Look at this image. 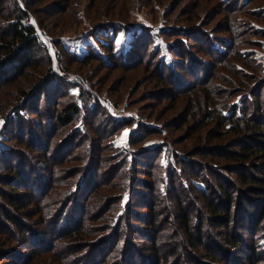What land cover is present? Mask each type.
<instances>
[{
    "label": "trees",
    "instance_id": "trees-1",
    "mask_svg": "<svg viewBox=\"0 0 264 264\" xmlns=\"http://www.w3.org/2000/svg\"><path fill=\"white\" fill-rule=\"evenodd\" d=\"M8 1L13 6L5 13L2 8ZM33 2L36 0H0V17L8 21L0 30V83L39 68L37 52L41 49L49 56L51 68L49 76H39L31 92H23V101L33 95L34 105L20 102L4 132L0 148V262L33 264L39 256L36 248L45 247L47 254L58 257L54 243L26 247L46 235L41 229L45 225L53 242L77 241V249L65 245L61 252L68 264H75L74 250H85L88 246L84 242L95 236L89 224L97 214V220L105 222L102 225L105 236L93 241V246L100 245L85 255L84 264L97 263L94 254L100 264L113 257L124 262L130 255L135 257L138 249L132 239L149 244L145 250L154 253L145 264L178 260L173 249L177 244L165 249L157 243L160 234H178V229L185 240L190 264H236L232 256L237 252L244 255L243 264H264V66L241 54L235 43L224 47L208 34L203 35L209 43L201 55L198 52L196 56L189 55L192 46L179 39L186 31L175 28L165 33L170 37L172 32H180L176 35L177 44L168 47L170 64L160 58L157 47L150 51L152 37L148 28L136 32L127 52L117 55L114 37L118 29L111 20L103 25L106 28L102 33H94L106 50L105 58L93 49L78 58L53 41L56 56L60 58L62 53L57 52L64 51L72 63H96L103 68L125 70H133L138 64L145 66L144 70L153 68L158 86H170L163 82L170 80L172 86L176 85L172 89L178 94L169 100L175 104L180 97L187 98L175 118L160 127L137 125L128 136L127 147L120 151L113 140L127 121L109 116L110 111L95 87L72 80L78 84L80 99L72 94L73 83L66 74L69 70L60 68L64 71L60 74L53 57L39 41L36 19H31L36 14ZM195 70L193 80L181 75ZM68 96L70 99L62 103ZM43 97L47 105L44 118L39 109ZM237 97L240 104L230 103ZM33 116L39 118L38 126L28 124ZM174 126H179L176 130H182L184 139L177 141L165 132L162 143L142 147L144 136L160 135ZM13 138L42 160L34 162L23 151L8 146ZM56 138L62 139L57 146L53 142ZM114 152L118 153L115 158ZM76 155H80L78 162L83 167L75 173L79 174V180L74 185L72 182L68 192L64 187L67 177L62 180L53 177L54 169ZM117 159L119 166L116 163L109 168L100 166ZM156 162H161L160 167H156ZM143 168L145 172L141 171ZM49 170L51 174L47 177L44 171ZM156 171L160 180L151 181L152 172ZM120 183L123 185L119 187ZM58 187L67 191L61 193ZM105 189L116 192L107 195ZM63 194L64 205L47 218L52 209L50 204ZM113 204L118 207L116 210ZM171 208L176 212L174 216ZM174 219L175 228L170 230ZM206 224L212 230H205ZM123 227L121 240L119 232ZM240 229L247 232L249 242L237 234ZM107 230L110 233L106 234ZM218 235L224 244L219 243Z\"/></svg>",
    "mask_w": 264,
    "mask_h": 264
},
{
    "label": "rangeland",
    "instance_id": "rangeland-1",
    "mask_svg": "<svg viewBox=\"0 0 264 264\" xmlns=\"http://www.w3.org/2000/svg\"><path fill=\"white\" fill-rule=\"evenodd\" d=\"M12 6L13 2L8 1L2 9H5V13H7ZM32 8L35 10L36 14H32L31 19H36L37 33L40 37L39 41L42 46H45L51 57H53L55 69H57L60 74L64 72L60 70V68L69 70V72L66 73L68 76L65 74L64 76H67L73 83L70 85L72 94L80 99L78 84H75L77 82L74 83L73 81L79 80L81 84L85 83L90 85L91 88L95 87V90L99 93L101 99L104 100L105 105L110 111L109 116L118 120L125 119L127 121L126 125L117 133L113 140L115 147L120 151L127 147L128 136L137 125L160 127V124L165 123L166 120H171L172 117L175 118L180 108L184 106V101L187 98L180 97L174 104L169 100V97L178 94L176 90L172 89V87H176V85L173 84L172 86L171 82L173 81L170 80V83L163 81L165 84H170V86H158L159 80L156 71L154 72L153 68L151 69L147 66L146 70H144L145 66H140V64L133 70H125L113 67L103 68L96 63L85 65L72 63L68 60L69 57L66 53H72L78 58H81L87 51H90V49H93L102 58H105L107 55L106 50L102 47V42L100 43L97 41L94 33H102L103 29L106 28L103 27V25L107 24L110 20L114 22V26L118 29L117 35L114 37V53L117 55L127 52L136 32L148 28V34L152 37L151 44L149 43L150 51L157 47L161 52L160 58L170 64V52H168V47L172 44H177L176 41L179 40L176 35H179L180 32H172L170 37H166L165 33H168L167 30L175 28L177 31H186L183 34L184 36H181L179 39L183 41L184 44L192 46L189 55L196 56L198 55L197 52L200 54L201 51L205 50V45L209 42L203 35L208 34L210 39L214 38L224 47L235 43V48L238 49L241 54H245L247 57L251 56V58L255 59L257 63H260L262 67L264 66V0H36ZM2 9L0 12H2ZM7 22L6 18L0 17V30L7 25ZM53 41H56V44L59 42L66 51V53H63L64 51L57 52V54L62 53L60 58L58 55L56 56ZM37 57L39 58V68H32L25 75L19 77L13 76L0 83V148L3 146L4 132L6 133L7 128L10 126L12 111L23 101V92H31L38 83L40 75L41 77H43L42 75H50V62H48L49 59L47 58L49 56L44 54L41 49L38 50ZM205 59L209 60L206 57ZM60 63L62 65H60ZM185 65H187V62H185ZM238 65L240 64L236 63V66ZM223 70L227 71L226 68ZM194 74H196V70L190 73L181 72V75L189 80H193L192 77ZM215 81L217 82V80ZM262 98L264 99V92ZM69 99V96L68 98L66 97V100H62V103ZM26 102L29 103L30 107L33 106L35 102L33 95L30 96L28 101H23V103ZM159 103L162 104L158 105ZM230 103L240 104L239 97L234 98L233 102ZM46 108V100L45 97H43L39 103L42 118L47 115L45 113L47 111ZM29 119V125L33 127L38 126L39 118L37 116H33V118ZM178 127L179 126H174L171 131L166 128V131L163 130L160 135L152 133L144 136L142 147L152 148L162 143L165 132H168V134L171 135L173 139H177V141L184 139V133L180 132L182 130H176ZM20 128H23V126L20 125ZM66 129L68 128L64 130ZM62 130L61 132H63ZM61 132L56 136L58 137ZM125 132H127L126 137L124 136ZM59 140L60 138H56L53 141L56 142L54 144L55 146H57L62 139ZM9 141H11V139ZM190 142H192V140ZM19 143V139L16 140V138H13L8 146L11 147L12 145L16 151H23L27 155V158L31 157L34 162H36V160L38 161L39 158L42 160L41 156L30 153L28 149L24 148ZM192 143H194V140ZM186 145H188V143ZM116 156H118V153L114 152L113 158ZM78 157H80V155L67 158L66 161L60 163V165L56 166L54 169L53 177H58L61 180L67 177L64 179L67 183L64 187L68 189V192L72 187V182L74 185V183L79 180V174L77 175L75 173L80 171L82 169L81 167H83V165L78 162ZM160 159L159 161H161ZM113 163L119 166L120 161L117 159L111 163L106 162L100 164V166L109 168ZM160 165L161 162H156V167H160ZM145 169L146 168H143L141 171L145 172ZM44 173L49 177L51 171H44ZM152 174L151 181L153 179L157 181L160 180V174H158L157 171L152 172ZM60 175H63V177ZM142 179L149 181L146 176H143ZM121 185L123 184L120 183L119 187ZM6 189L7 188H5V190ZM58 189L61 193L67 191L63 187H58ZM53 191L54 189L49 192V195ZM114 192H116L115 189L109 191L105 189L107 195ZM64 195L65 194L61 195L50 204L52 209H50L47 218H51L57 209L64 205V199H66L63 198ZM158 200L161 206L162 202L160 197H158ZM115 205L116 204H113L112 208L116 210L118 207ZM91 210L95 211L96 209ZM171 212L173 216L176 213L173 208H171ZM97 218V214H94L89 224L91 228L90 231H92L95 236L91 237L92 240H89V242H84V245L88 247L83 248L85 250H74L72 258H76L77 262H75V264H84L85 260L83 259L85 255L89 252L91 253L93 248L100 245L95 244L93 246V241H97V239L105 236L102 226L105 222L97 220ZM175 220L176 219L172 220L173 226H169L170 230L175 228ZM208 224L205 225L204 229L206 230L207 228L208 230H212V228L209 227L210 224ZM41 229L44 230L46 235L41 236L36 242H30L26 247L32 246L33 248L37 244L42 245L46 243L47 246L49 243H54V253L56 252L58 257L57 255L53 257V254H47L45 252L47 247L42 249L36 248L39 256L35 258L33 264H38L40 261L39 264H68V260L63 258L64 256L61 252L64 251L65 245L67 247L71 246L70 249H77L78 247L75 248L77 246V241L63 239L53 242V236L47 234V227L43 225ZM176 229H178L177 226ZM234 230L233 228L232 231ZM108 233L110 232L107 230L106 234ZM124 233L125 230L123 227L121 232H119L121 240L124 238ZM177 233L178 234L174 233V235L160 234L157 238V243L161 248H168V246L174 247V244H177L173 249L177 252V257H179V259L175 260L172 258L167 264H190V260L185 254L186 248L184 247L185 240L183 239V235L179 229ZM237 234L241 235L243 239H246L245 241L249 242V236H247L245 230H237ZM136 235H139V233H136ZM221 238L222 236L218 235L217 239H220L219 243L224 244ZM132 240L135 242L136 248L138 249L134 255L135 257L130 255L125 262L117 261V259L113 257L112 259L110 258L111 260H109V262L107 261L108 263L105 262L104 264H145L147 259L153 258L154 253L150 250H145L149 244L143 243L140 240ZM102 247L104 248L105 245ZM158 248L160 247L158 246ZM116 252L119 253L118 250H116ZM137 253L140 254V256L137 255ZM120 254H122V252H120ZM171 255L172 254H169L168 257L170 258ZM232 257L236 259V264H243L242 260L244 259V255L241 254V252L234 253ZM95 259L98 262L94 264H100L98 255L94 254V260ZM2 263L3 262H0V264Z\"/></svg>",
    "mask_w": 264,
    "mask_h": 264
},
{
    "label": "snow or ice",
    "instance_id": "snow-or-ice-1",
    "mask_svg": "<svg viewBox=\"0 0 264 264\" xmlns=\"http://www.w3.org/2000/svg\"><path fill=\"white\" fill-rule=\"evenodd\" d=\"M124 136H125V137L127 136V132H125Z\"/></svg>",
    "mask_w": 264,
    "mask_h": 264
}]
</instances>
